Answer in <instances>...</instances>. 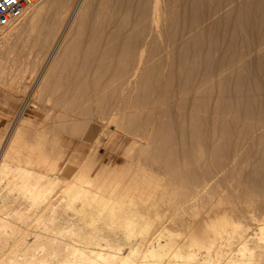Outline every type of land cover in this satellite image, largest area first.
<instances>
[{
    "label": "bare ground",
    "instance_id": "6f19581e",
    "mask_svg": "<svg viewBox=\"0 0 264 264\" xmlns=\"http://www.w3.org/2000/svg\"><path fill=\"white\" fill-rule=\"evenodd\" d=\"M68 1L71 2V0H39L18 18L23 19L27 15L25 22L17 27L12 26L17 19L4 23L0 22V53L15 33L27 31L28 35H32L40 24L39 22L44 16L48 5L56 2L65 5ZM85 1L87 0H83L78 4L76 12L73 10L78 18L83 14V7H86ZM179 1L182 2L183 9L186 11L187 7H193L199 0H146L145 3L142 2L144 3V7H142L144 9L141 17H136L139 19L138 21L135 20V22L137 21L134 25L135 32L134 34L131 31L127 32L118 38L116 54L113 52V43L109 39L110 42H107L102 49L103 56L101 55V58L88 57L86 59L87 65L112 66L113 78L117 83V87L114 89L115 97L118 100L116 103H123L122 106L121 104H113L107 111H100L99 115L97 114L100 117L99 124L94 123L93 120L88 123L85 133L86 139L91 141L92 146L97 147H100L103 143L105 145L116 144L125 156L126 161L124 164L109 165L103 163L99 167L96 164L98 148L95 151L91 148L86 151L74 149L76 151L70 154L67 146L65 149L61 145H57L56 140L47 136L48 130L43 120L38 122L31 117L22 120V128L15 131V137L9 142L5 158L0 164V182L8 180L6 191L0 193V264H264V250L262 249L264 245V227L262 226L260 232L256 233L257 236H250L251 234L247 233V225L243 223L244 221L235 220L227 211L220 216L221 213L218 212L217 219L215 218V221L211 220L212 223L208 225L207 230L200 236L193 237L189 242L182 240L177 242L172 233H168L169 237L164 243L160 239H156V242H148L147 235L150 234L151 222L153 221L151 219L153 218L140 220L141 222L136 220V216L140 212H143V214L149 212L150 206L154 204L153 200L156 199L154 196L164 195L171 191L170 183L163 182V178H159L158 175L147 169L141 158L149 154L151 147L156 144H171L169 136L171 126L163 123L156 132V124L150 117L151 110L146 108L148 106L145 104L148 103H145V101L149 100L156 91L155 84H152V77L146 72H149V70L155 71L154 79L159 83L158 86L161 85L159 87H162L166 97L167 93H171L175 72L173 74L170 71L167 74L165 69L166 67L174 68V54L177 55L178 52V55H180L179 69L183 67L182 65L185 68L188 64L183 57L185 53L184 51L182 53L184 47L181 45L182 42L178 41L181 43L175 46V41L164 34L165 22H169L167 20L178 16L179 7H181ZM72 8H74L73 5ZM67 12L71 13V10ZM58 14L62 13L59 12ZM58 14L56 15L58 16ZM131 30L134 31V29ZM64 39L66 42V35L62 39L63 42ZM105 40L107 41V39ZM71 48L76 50L78 46L72 45ZM53 58L55 57L53 56ZM195 65L197 66V64ZM5 68L6 61L0 56V72H4ZM13 68L15 69L14 65L11 66V69ZM16 71L15 75L10 74V83H8L12 91L15 92L22 86L21 82L26 78L25 76L30 69L28 65H24ZM180 74L181 81L176 88L174 87L175 90L172 95L176 97L179 120L188 117L190 121L187 124L184 120L179 123V144L186 145L187 137L190 138V143L188 142V147L191 150L190 158L197 163V167L200 169V171L194 170L190 173V181L183 185L185 190L184 200H198L204 194H208V188L215 180L217 172L215 173L214 166H226L229 163V154L224 148L228 140L224 145L217 144V141L214 142L213 148L211 147L212 150H208L209 147L206 144L204 145L203 139L205 138L203 135L205 134H202V122H200V112L203 106L201 103H204L201 101L203 79L197 77L195 68L188 69ZM5 77L6 75L2 76V78ZM141 80L145 81L142 94L137 96L138 99L135 100L137 104H133L134 108L131 109L130 105L132 104H127L128 99L134 95L133 93ZM95 87L97 92L101 90L99 87ZM6 90L4 89V91ZM5 96L7 95L5 94ZM139 98L142 100L140 101ZM50 101L51 98L46 99V102L49 103ZM188 101H190V105L188 109L184 110V104ZM150 103L153 105V102ZM54 104L56 103L54 102ZM45 109L47 111L46 118H50L51 108L46 106ZM209 122L211 123L213 120ZM212 124L208 129L209 135L212 132L211 136H213V131L217 127L215 123ZM112 126L114 128H111ZM7 128L10 129L8 126ZM222 130L228 136L227 126H224ZM0 136L2 138L3 135L0 134ZM214 137H212L213 140L216 139ZM121 138L124 140L121 141ZM18 154L24 158L23 163L17 162ZM237 155L238 151L235 149L231 156L232 161L237 159ZM79 159L80 162H77ZM136 164L139 165V168L135 167ZM175 179L178 180L179 178L175 177ZM13 184L18 186L13 187ZM16 188L18 195L14 192ZM151 197L155 199L152 198V200ZM210 203L214 205V202ZM151 207L153 208L154 205ZM117 210H125L133 215L136 214L135 218H129L126 226L122 229L123 234H120V230L116 231L114 229V231L111 222L108 223L111 225L110 227L96 226L98 224H96V221H100L107 214H116ZM143 210L148 211L144 213ZM251 212L250 209L246 210L247 217L256 219L253 214H250ZM150 213L152 215V212ZM87 223L96 225L94 228L92 225L93 229L89 230L90 228H86Z\"/></svg>",
    "mask_w": 264,
    "mask_h": 264
},
{
    "label": "rangeland",
    "instance_id": "374dc122",
    "mask_svg": "<svg viewBox=\"0 0 264 264\" xmlns=\"http://www.w3.org/2000/svg\"><path fill=\"white\" fill-rule=\"evenodd\" d=\"M82 1L75 0V3L74 0L68 1L66 3L68 7L60 2L48 5L49 8L47 7L48 9L46 8L44 13L45 17L42 16L34 33L32 35H28L27 31L15 33V36H11L6 47L0 53L1 58L6 61V70L0 72V134L3 135L2 138L0 136V164L5 158L9 142L15 137V131L22 128V120L28 117L35 118L34 120L38 122L43 120L48 130L47 136L56 140L57 145H61L65 149L67 146L70 154L76 150L86 151L91 148L95 151L98 148L97 166L100 167L103 163L109 165L125 163V156L116 144H112V146L103 143L100 147H97L92 146L91 141L86 139L85 133L88 123L93 120L94 123L99 124V112L107 111L113 104H119L116 103L118 100L115 97L114 89L117 87V83L113 78L112 66L87 65L86 59L88 57L101 58L103 56L102 49L110 40L113 43V52L116 54L118 38L130 31L134 34V25L141 17L144 9L142 7H144L146 0H87L85 1L86 7H83L82 16L78 18L75 16V12L79 6L78 4ZM197 2L193 7H187L185 11L182 2L179 1L181 7H179L177 18L172 17V20L165 22L164 34L175 41V46L182 42L181 45L184 46L182 53L183 51L185 53L183 57L188 62L185 68L182 65L183 67L179 69L180 55L177 52V55L175 53L173 56L174 68L171 66V68L166 67L167 74L170 71L173 74L175 72L171 93H167L165 97L162 87H159L161 85L158 86L159 83L154 79L155 71L149 70V72H146L152 77V84H155L154 87H156L155 94L145 101V103H148L145 105L149 107L146 108L152 111H150V117L156 124L155 131L157 132L159 126L163 123L171 126V134L169 135L171 144H156L151 147L149 154L141 158L147 169L154 172L159 178H163V182L170 183L171 190L167 194L154 196L156 199L151 197V199H155V201L152 199L154 207L150 206L153 211L149 209L146 214L145 211L148 210H143L147 216L143 212L139 213V215L142 214L141 216L138 214L136 216L137 221L153 218L151 219L153 221L151 222L150 234L147 235L148 242H156V239H160L164 243L169 237L168 233H172L177 242L181 240L189 242L193 237L203 234L208 225L215 221V218L217 219L218 214L221 213L220 216L225 211L229 212L235 220L244 221L243 223L247 225V233L251 234L250 236H257L260 229L264 227V0H199ZM72 5L74 8H72ZM70 10L71 13L67 12ZM59 12L62 14H58ZM26 17L27 15L23 19H17L12 26L22 25ZM135 20L137 21L135 22ZM131 29H134V31ZM65 35L67 41L65 42L64 39L63 42L62 39ZM72 45H77L78 48L72 50ZM53 56L58 58L55 60ZM12 65L15 66V69H11ZM24 65H28L30 71L26 74V78L22 80V86L19 87V90L12 91V88L8 85L10 77L16 74V69H21ZM114 65L116 66L115 61ZM194 68L197 70V77L203 79L201 101L204 103H201L203 106L200 112V122H202V128L204 129L201 128V130L202 134H205L203 135L205 143H203L209 147L208 150H212L214 142L217 141V144L224 145L228 140L224 148L229 154L228 162L230 164L214 166L217 179L215 177L208 188V194H204L198 200H184L185 190L183 185L190 181V173L194 170L200 171V169L197 167V163L190 158L191 150L188 147L190 138L187 137L186 145L179 144V123L184 120L187 124L190 119L186 117L179 120L176 97L172 93L181 81L180 73ZM4 74L6 77L2 78V76H5ZM144 80L139 82L140 85L138 84L133 93L134 95L130 97L131 101L128 99L127 104H132H129L131 109L137 104L135 101L138 99L137 96L142 94ZM87 81L91 83L88 84ZM95 86L101 90L97 92ZM6 88L8 89L6 90ZM8 91L11 93L9 94ZM5 94L9 96L7 97ZM49 98H51V101L48 103L46 99ZM164 98H166L165 101ZM150 102H153V105ZM157 102L158 104H156ZM189 102L184 104V110L188 109ZM120 104L123 105L122 102ZM46 106L51 108L50 118H46ZM23 114L25 115L22 116ZM212 120L213 122L210 123L209 121ZM9 123L11 124L9 125ZM212 123L217 126L213 131L216 134L213 133V136H211L212 132L211 135L208 134V129ZM223 125L228 128V136L222 130ZM11 135L12 137H10ZM214 135L216 137L215 141L212 138ZM122 140L124 139L121 138ZM235 149H237L238 155L237 159L232 161L231 156ZM17 156V162L23 163L24 158L20 154ZM77 162H80V159ZM135 167L139 168V165L136 164ZM175 177L179 179L177 180ZM4 182H0L1 194L8 187V180H4ZM17 186V184H13V187ZM14 192L18 193L17 188ZM210 202H214V205ZM247 209L252 210L250 214H253L256 219L247 217ZM150 212H152V215ZM135 215L129 211L117 210L116 214L105 215L100 221H96V224H98L95 225L110 227L111 225L108 223L111 222L112 229L120 230L121 233L120 231L119 233L123 234L122 229L126 226L129 218H135ZM92 225L94 228L93 223H87L86 228L92 230ZM153 225L155 226L153 227ZM151 238L153 239L151 240ZM220 245L225 247L223 244ZM262 249L264 250V245Z\"/></svg>",
    "mask_w": 264,
    "mask_h": 264
},
{
    "label": "built area",
    "instance_id": "2783aa9c",
    "mask_svg": "<svg viewBox=\"0 0 264 264\" xmlns=\"http://www.w3.org/2000/svg\"><path fill=\"white\" fill-rule=\"evenodd\" d=\"M39 0H0V22L15 20L26 13Z\"/></svg>",
    "mask_w": 264,
    "mask_h": 264
}]
</instances>
